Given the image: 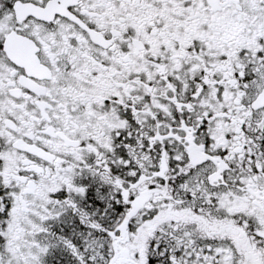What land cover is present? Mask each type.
I'll return each instance as SVG.
<instances>
[{"label": "snow or ice", "instance_id": "obj_1", "mask_svg": "<svg viewBox=\"0 0 264 264\" xmlns=\"http://www.w3.org/2000/svg\"><path fill=\"white\" fill-rule=\"evenodd\" d=\"M0 264H264V0H0Z\"/></svg>", "mask_w": 264, "mask_h": 264}]
</instances>
